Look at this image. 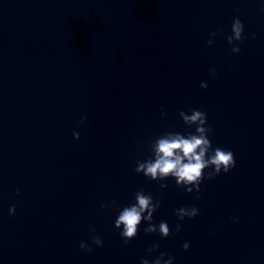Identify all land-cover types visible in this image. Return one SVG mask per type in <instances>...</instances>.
<instances>
[{
    "label": "clouds",
    "instance_id": "clouds-1",
    "mask_svg": "<svg viewBox=\"0 0 264 264\" xmlns=\"http://www.w3.org/2000/svg\"><path fill=\"white\" fill-rule=\"evenodd\" d=\"M232 35L229 36L228 44L232 45L231 51L238 54L241 49L235 46L234 42H242L244 25L239 18L234 19L231 26ZM214 37L215 32L211 33ZM254 38V37H253ZM213 41L210 39L208 44ZM210 75L215 77V69L210 70ZM200 87L206 89L207 82H201ZM191 114L180 111L179 115L183 123L191 128L195 125V134L189 132L187 136L180 132H165L157 137L151 143L152 156L144 161H137L135 171L143 173L145 177L153 181H165L169 177L175 179L176 185L183 187L188 193L194 190L199 193L201 191L200 184L204 179L213 180L222 172L228 173L236 165L234 154L230 150L220 147L213 148L208 134L212 131L207 126L206 114L198 109L190 110ZM163 115V110L161 112ZM86 117L82 118L81 123ZM73 136L79 139V133L74 132ZM211 169L205 177V170ZM161 188H166L167 184L161 183ZM19 194V193H17ZM199 198V197H197ZM101 207H104L102 204ZM160 207V201H153L151 194H145L143 189L135 193V202L129 204L119 211L114 221L116 229H121L120 235L125 244L134 239L138 234V229L142 221L148 223V227L144 229L146 233L159 232L162 238H167L171 230L166 222H161L158 226L152 224L153 213ZM15 213V206L9 209V214ZM146 213V215H145ZM177 217L183 220L185 217L194 218L198 214L195 207H181L176 210ZM181 225H176V231L179 232ZM95 232V228L90 229ZM92 242L98 246H103V241L99 236H94ZM159 245H154L149 252L155 251ZM80 248L84 251L91 252L92 248L81 242ZM186 251L189 244L186 242L182 245ZM167 253H161L160 257L155 259L152 264H173V257L169 256L166 261L163 257ZM141 264H149L147 259L141 260Z\"/></svg>",
    "mask_w": 264,
    "mask_h": 264
}]
</instances>
